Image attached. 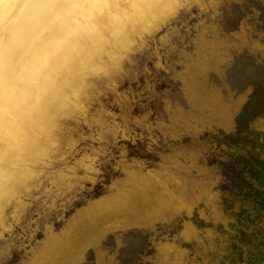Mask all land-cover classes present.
I'll return each instance as SVG.
<instances>
[{"label":"rangeland","instance_id":"374dc122","mask_svg":"<svg viewBox=\"0 0 264 264\" xmlns=\"http://www.w3.org/2000/svg\"><path fill=\"white\" fill-rule=\"evenodd\" d=\"M252 50L263 61L237 70L234 97L206 85L211 65L228 76ZM87 119L70 123L68 143L95 158L97 193L115 188L93 200L81 180L58 222L35 232L41 248L67 237L81 264H264V0H200Z\"/></svg>","mask_w":264,"mask_h":264},{"label":"clouds","instance_id":"9594fccd","mask_svg":"<svg viewBox=\"0 0 264 264\" xmlns=\"http://www.w3.org/2000/svg\"><path fill=\"white\" fill-rule=\"evenodd\" d=\"M199 2L0 0V264H81L67 237L43 248L34 242L36 231L58 222L81 180L93 200L115 188L101 183L97 193L95 158L86 146L73 152L70 123L87 124L93 102L116 94L139 58ZM42 191L51 199L42 201ZM22 223L36 227L11 240ZM90 246L88 238L79 249Z\"/></svg>","mask_w":264,"mask_h":264},{"label":"bare ground","instance_id":"6f19581e","mask_svg":"<svg viewBox=\"0 0 264 264\" xmlns=\"http://www.w3.org/2000/svg\"><path fill=\"white\" fill-rule=\"evenodd\" d=\"M217 20V19H216ZM212 26V25H211ZM216 29V28H215ZM205 30V29H204ZM212 31V30H211ZM210 32V31H209ZM213 33V31H212ZM207 34V33H206ZM211 34V33H210ZM219 34V33H218ZM186 36V35H185ZM177 38V37H176ZM220 38V37H218ZM206 39V38H205ZM217 39V38H216ZM204 41V40H203ZM175 42V41H174ZM208 42V41H207ZM211 42V41H210ZM217 42V41H216ZM195 43V42H194ZM225 43V42H224ZM207 44V43H206ZM223 45V44H222ZM169 46V45H168ZM178 46V45H177ZM214 47V46H213ZM191 48V47H190ZM172 51V50H171ZM176 51V50H175ZM181 51V50H180ZM188 51V50H187ZM182 52V51H181ZM197 52V51H196ZM195 53V52H194ZM190 54V53H189ZM194 55V54H193ZM201 55V53H200ZM189 56V55H188ZM192 56V55H191ZM203 56V54H202ZM223 56V55H222ZM254 56L255 58H257V64L254 62ZM198 58V55L196 56ZM176 58V57H175ZM188 58V57H187ZM192 58V57H191ZM225 58V57H224ZM223 58V59H224ZM251 58V59H248ZM200 59V58H199ZM170 60V59H169ZM181 60V59H180ZM226 60V59H225ZM195 61V60H194ZM263 61V55L260 51L257 50H252L251 52L249 51L248 55L246 57H244L243 59L241 58H236L233 60L232 63V69L229 72L228 76H223L222 72L223 69L226 68L223 65H221V63H215L213 65H211V69L210 72H214L216 73L218 80H214V78L211 79H207L206 80V85L209 88H212L216 91H218V95L220 97L223 96H230V97H234L236 95V88L239 86L238 83L240 81L238 75H237V70H246V69H251L256 67V65H258V63H261ZM191 62V60H190ZM191 64V63H190ZM174 66V65H173ZM134 67V66H133ZM170 67V66H169ZM178 67V66H177ZM171 68V67H170ZM187 68V67H186ZM174 69V67H173ZM182 69V68H180ZM185 69V68H184ZM218 69V70H217ZM186 70V69H185ZM176 73V72H174ZM189 74V73H188ZM173 75V74H172ZM171 75V76H172ZM182 77V76H181ZM187 77V76H186ZM233 80V81H231ZM101 123V122H100ZM103 126V125H102ZM106 129V128H105ZM110 134V133H108ZM110 136V135H109ZM109 138V137H108ZM75 217V216H74ZM6 242H1L0 243V247L1 249L4 247Z\"/></svg>","mask_w":264,"mask_h":264}]
</instances>
